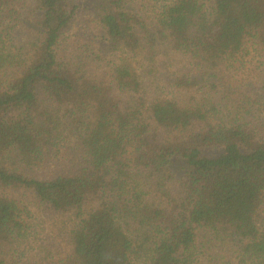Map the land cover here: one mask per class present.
Wrapping results in <instances>:
<instances>
[{
  "label": "trees",
  "instance_id": "16d2710c",
  "mask_svg": "<svg viewBox=\"0 0 264 264\" xmlns=\"http://www.w3.org/2000/svg\"><path fill=\"white\" fill-rule=\"evenodd\" d=\"M0 264H264V0H0Z\"/></svg>",
  "mask_w": 264,
  "mask_h": 264
}]
</instances>
